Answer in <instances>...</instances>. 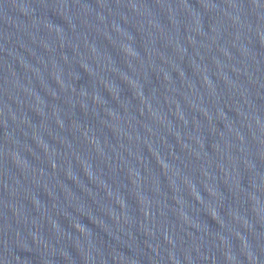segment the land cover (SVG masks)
Masks as SVG:
<instances>
[{
  "label": "water",
  "instance_id": "obj_1",
  "mask_svg": "<svg viewBox=\"0 0 264 264\" xmlns=\"http://www.w3.org/2000/svg\"><path fill=\"white\" fill-rule=\"evenodd\" d=\"M0 264H264V0H0Z\"/></svg>",
  "mask_w": 264,
  "mask_h": 264
}]
</instances>
